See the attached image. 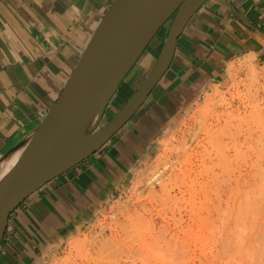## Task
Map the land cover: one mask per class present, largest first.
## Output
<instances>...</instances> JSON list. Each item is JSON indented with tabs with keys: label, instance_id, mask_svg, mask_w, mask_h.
<instances>
[{
	"label": "crops",
	"instance_id": "0c3cea01",
	"mask_svg": "<svg viewBox=\"0 0 264 264\" xmlns=\"http://www.w3.org/2000/svg\"><path fill=\"white\" fill-rule=\"evenodd\" d=\"M112 1L0 0V155L53 107ZM152 45L114 93L107 120L153 67L161 42ZM243 59L264 70V0H207L138 111L101 149L10 215L0 264H45L67 234L123 192L168 126Z\"/></svg>",
	"mask_w": 264,
	"mask_h": 264
},
{
	"label": "rangeland",
	"instance_id": "374dc122",
	"mask_svg": "<svg viewBox=\"0 0 264 264\" xmlns=\"http://www.w3.org/2000/svg\"><path fill=\"white\" fill-rule=\"evenodd\" d=\"M45 264H264V70L240 60Z\"/></svg>",
	"mask_w": 264,
	"mask_h": 264
},
{
	"label": "water",
	"instance_id": "95a60500",
	"mask_svg": "<svg viewBox=\"0 0 264 264\" xmlns=\"http://www.w3.org/2000/svg\"><path fill=\"white\" fill-rule=\"evenodd\" d=\"M207 0H113L53 107L0 155L17 151L0 178V244L10 215L47 182L107 143L138 111L169 68L178 38ZM174 16L162 50L120 111L101 124L106 108L159 29Z\"/></svg>",
	"mask_w": 264,
	"mask_h": 264
},
{
	"label": "bare ground",
	"instance_id": "6f19581e",
	"mask_svg": "<svg viewBox=\"0 0 264 264\" xmlns=\"http://www.w3.org/2000/svg\"><path fill=\"white\" fill-rule=\"evenodd\" d=\"M149 46V45H148ZM144 53V52H143ZM142 56V55H141ZM139 60V59H138ZM134 67V66H133ZM131 71V70H130ZM129 71V72H130ZM127 76V75H126ZM125 79V78H124ZM123 82V81H122ZM121 82V83H122ZM120 83V84H121ZM119 88V86H118ZM117 88V89H118ZM117 91V90H116ZM115 91V92H116ZM114 95V94H113ZM113 97V96H112ZM112 99V98H111ZM111 101V100H110ZM110 103V102H109ZM109 105V104H108ZM108 107V106H107ZM107 109V108H106ZM120 111V110H119ZM106 112V111H105ZM104 117V116H103ZM103 120V119H102ZM102 124V122H101ZM19 155V152L17 151L16 153H14L10 158L4 160L2 163H0V178L12 167V165L15 163L17 157ZM165 186V185H164ZM163 187V185H162ZM166 187V186H165ZM164 187V188H165Z\"/></svg>",
	"mask_w": 264,
	"mask_h": 264
}]
</instances>
